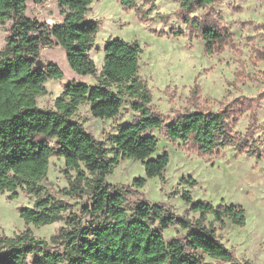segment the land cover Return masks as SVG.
I'll return each mask as SVG.
<instances>
[{"label":"trees","instance_id":"trees-1","mask_svg":"<svg viewBox=\"0 0 264 264\" xmlns=\"http://www.w3.org/2000/svg\"><path fill=\"white\" fill-rule=\"evenodd\" d=\"M55 1L63 19L48 24L27 14L28 0H0V22L13 19L11 33L0 49V192L9 191V198L14 199L18 188L23 187L36 195L33 206L20 208V216L27 223H66L50 240L36 236L31 228L13 235L0 234V264H29V256H33V264H248L236 259L213 225L216 221L223 227L225 217L245 225L242 206H215L194 200L185 190L182 197L189 209L201 213V218L193 221L179 216L166 203L145 199L126 206V190L107 182V176L126 158L140 160L145 167L146 177H136L134 186L143 187L147 177H164L170 153L164 150L153 157L158 149V138L151 132L155 128H163L169 138L181 139L201 153L218 152L234 144L228 110L188 109L166 124L165 117L149 107L152 93L139 76V43L121 37L109 39L98 74L90 51L100 22L87 16L93 0ZM180 1L189 13L216 0ZM122 2L132 5L136 0ZM185 20L192 21L189 15ZM192 26L205 39L209 53L222 50L233 40L228 28L214 20L195 18ZM171 32L179 34L182 30ZM54 45L64 48L77 73L95 75L97 83H67L55 99V108L45 110L37 104V97L47 91L45 82L64 75L55 62L38 64L41 48ZM262 59L264 52H258L256 60ZM261 80L264 82V73ZM191 93L190 101L199 105L200 86ZM126 97L132 99V108L140 117L119 125L107 140H98L83 122L73 119L83 103H89L94 117L113 118ZM55 154L65 161L70 183L66 193L89 196L90 202L82 206L80 214L40 184ZM67 211L69 216H65ZM207 213L213 215L211 225L204 223ZM175 225L187 232L167 241L164 231Z\"/></svg>","mask_w":264,"mask_h":264},{"label":"rangeland","instance_id":"rangeland-1","mask_svg":"<svg viewBox=\"0 0 264 264\" xmlns=\"http://www.w3.org/2000/svg\"><path fill=\"white\" fill-rule=\"evenodd\" d=\"M147 13V14H146ZM27 14L48 24L61 22V7L55 0L38 2L28 0ZM191 20H214L227 27L233 40L222 50L209 53L206 41ZM90 19L99 20L100 27L94 37L91 57L101 73L104 64L106 42L115 37L139 43V76L147 83L152 97L149 107L170 123L180 111L204 108L228 110L231 116L234 144L221 147L218 152L201 153L189 148L181 139H171L162 128L151 130L158 138V149L153 157L168 150L170 161L164 177H147L143 187L133 185L136 177H146L140 160L122 159L107 176V182L124 188L126 206L139 200L166 203L179 216L191 220L201 218V213L191 211L183 199V191H189L194 200H205L215 206L234 204L245 209L246 223L239 225L225 217V225L213 222L207 213L204 223L213 225L216 233L242 263L264 264V59L256 60L258 52H264V0H216L207 8L186 10L180 0H136L126 5L122 0H93L87 13ZM13 19L0 22V49L11 33ZM173 29H181L179 34ZM40 58L55 62L63 70V77L49 78L45 82L46 93L37 97L42 109L55 108V99L67 83L85 81L97 83V76L77 73L69 64L66 51L60 45L42 47ZM200 86L199 105L190 101L191 91ZM132 99L126 97L118 115L113 118H97L90 111L89 103H83L73 119L83 122L86 129L100 140L123 125L140 117L132 108ZM55 145V141H52ZM261 154V156L259 155ZM64 158L53 155L47 177L41 185L57 199L72 205L80 214L82 206L90 202L88 195L67 194L70 183L65 173ZM131 190V191H128ZM10 192H0V234L13 235L31 228L38 237L50 240L65 220L46 225L27 223L20 216V208L33 206L36 195L25 188H18L16 198ZM67 211L65 216H69ZM155 226H159L158 223ZM180 225L164 231L167 241L186 234ZM208 260L209 257H206ZM33 256L28 257L32 263ZM224 264H229L225 262Z\"/></svg>","mask_w":264,"mask_h":264},{"label":"water","instance_id":"water-1","mask_svg":"<svg viewBox=\"0 0 264 264\" xmlns=\"http://www.w3.org/2000/svg\"><path fill=\"white\" fill-rule=\"evenodd\" d=\"M42 62H43V60L40 58V59L38 60V64H39V65H42Z\"/></svg>","mask_w":264,"mask_h":264}]
</instances>
